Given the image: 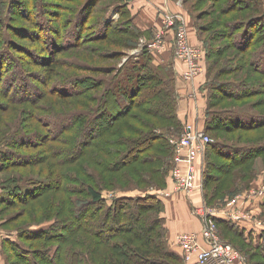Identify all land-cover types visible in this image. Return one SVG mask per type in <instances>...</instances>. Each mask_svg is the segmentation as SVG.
<instances>
[{
	"label": "rangeland",
	"instance_id": "obj_1",
	"mask_svg": "<svg viewBox=\"0 0 264 264\" xmlns=\"http://www.w3.org/2000/svg\"><path fill=\"white\" fill-rule=\"evenodd\" d=\"M18 1L23 2L33 10L40 11L42 15H34L32 12L29 13L28 11L25 14L28 15V18H26L23 17L25 15H22L19 10L18 14H10L18 18L14 19L15 17H11L7 20L11 26L17 24L19 27L14 29L10 26L11 28H7L8 36L6 34V37H8V40L11 42L8 43L11 49L10 53L18 58V62L22 64L25 73L27 72L28 75L24 76L20 74L19 76L13 65H10L9 68L3 67L4 69L1 71L2 75L0 74V76H2V79L0 81V87L4 89L6 93H2L3 95L0 93V149L7 150V145H9L10 148L14 149L20 156H23L20 159L26 162V164L0 168V196L2 195L1 197L11 200L16 199L14 197L12 198L9 193L10 190L3 189L2 187L19 180V184L29 183L31 185H37L33 183L32 178L35 180L40 177L41 180L50 182L59 180V183H57V188H49L46 192L25 202H14V204L9 205L0 203V237L6 236L16 240L18 239L17 232L19 230H21V233L35 232L49 225L54 220L65 217L67 215L66 209H68V206L67 204L66 207L62 206L64 200L69 197L80 199L86 198L87 196L89 197L85 188L91 185L95 190L101 191L103 201L107 204L111 203L113 198L117 197L118 199H123L121 197H132V201L130 200V202L122 200V202L128 204L136 201L142 206L148 203L153 204L154 207L151 209H141L142 217L146 221L153 217L156 218V224L150 222L153 225V231L150 232L151 236L154 237L156 231L161 228V234L164 238L160 240L161 243L165 245L167 251L171 252L176 257L174 259H169L160 252L156 254L150 251L152 257L156 256V258L152 260L153 264H188L185 262L182 251L175 241L177 234L182 233L178 232L179 230L176 228H181V226L184 225L183 219L176 212H171V208L168 204L164 203L166 201V196L175 192V186L171 179V171L174 169V165H172L173 160L171 159L170 165H168L169 160L166 158L160 159V157L156 159L154 163L149 161L144 164L141 160H134V153L136 152H134V149L129 151L127 146L130 145L129 141H134L135 138L145 133L146 130L142 132L141 129H144V125L142 124L146 120H151L154 123L150 130H154L160 135H165L167 139L179 138L183 131V126L186 123H191V121L188 120L183 121L179 116L180 112H178V110H181V112L184 111L182 105L186 103L185 94H181L180 84L190 85L196 80V77H191L189 79L184 78L182 74L184 67L183 63L173 55V49L170 51V56L172 57L169 58L168 52L163 54L166 63L162 62L164 58L161 52L165 49L162 43L158 49H148V52L151 53V69L153 68L155 71L161 73V75L163 74V76L167 73L169 74L165 77L166 84L164 87L167 93L169 92V96L173 94V101L171 100V103L168 102V104H165L167 100H170L169 97L164 96L165 93L160 92L158 95H154L150 93V90L146 89V86L136 93L135 100L137 101L135 108H130L112 124V130H115L118 134L115 136L110 134L102 136L103 139L114 137L116 142L114 141L115 143L112 144V147H116L115 149H119L122 152H127V156L124 158L119 157L118 159L121 160L123 164L120 167H116V165L108 168L104 167V165L99 163V160L102 163L106 162L111 165L118 158L119 152H113V149H111V151H108V149L105 150V147H102V149L94 148L95 146L93 147L91 144L89 149V145H87L88 147L86 146L85 150L82 148L80 152L72 153L69 160H63L66 158L63 153L51 155L52 153L49 152L45 143H63L62 147H67L64 149L70 148V144L66 141L60 142L56 139V142L51 140L44 141L45 139L43 140V138H40V134L37 133L48 135L46 126L47 119L46 116L42 115L46 112L49 113L53 111L65 113L83 111L82 113L88 114V111H92L89 109H95L99 102L90 101V98L97 97L99 99L102 93L107 91L109 84H113L114 82L119 83L123 80L124 83H128L129 87H134L133 65L134 61L144 58L142 54H139L143 50L142 46L139 45L142 41H145V39L138 38L137 43L131 46V42L123 43L126 40L121 39L118 41L119 36L116 35H114V37L107 36L104 38H96V28L94 24L102 18L106 10L108 13H106V17L115 19L117 13L111 11L112 6L110 4L118 0H95L90 7L89 13L86 11V16L83 19V33L79 39V42H81L77 45L71 44L63 47L65 42L73 40L70 39L72 23L71 21H67V17H69L67 15L70 11L73 12L75 7L81 6L86 0H42L40 7L35 4V9L33 8V2L30 0H28V3L31 7L27 4V0ZM174 1L175 5H178V7L183 10V12L175 11L174 13L178 14L181 18L182 22L180 25L185 29L186 41L197 46L196 48L200 50L198 64L201 71L199 75L204 77L203 83L207 86L206 81L210 80L219 83L247 82L249 84H254V86L251 87L252 90L249 91L248 94L237 99L210 96L208 95L209 88L206 87L202 95V101L204 100L207 105H209V103L212 104L214 110H223L230 107L253 114L260 112L264 113V73L258 70L253 71L254 69L252 70L250 64L247 65V63L242 61V51L240 52V49L234 45L236 34L232 35L229 33L230 30L224 33V26L222 24L224 20L233 18L244 19L254 12L258 14L261 13L262 7H264V0H255L257 11L252 9V4H249L250 2H246L249 0H230L233 3V8L228 11L220 10L222 8L221 3L224 0H219L220 5L216 4L213 0ZM50 3L56 4L52 8V12H43V7L45 5L47 7ZM26 5L22 6L28 9ZM0 6L1 15L3 3H1ZM44 19L47 23L59 30L58 32L54 28L51 33V37L54 43H56L54 48L49 46L52 48V51H47L48 45L46 46V43L43 41L46 31H44L41 24L40 26L38 25V23L42 22ZM218 19L221 21L217 22ZM188 23H193L191 26L194 29L195 36L192 37V39L189 35L190 27ZM4 31L5 30H0V35H3ZM257 33L258 32H256L254 36H256ZM156 34L157 32L155 36ZM120 35L130 37L126 32L124 34L120 33ZM174 37L175 35L173 34L171 40L172 44H174ZM36 38H40L42 41L40 39L39 41L34 40ZM130 38L134 39L133 37ZM153 39L146 41H151ZM12 42L14 44H12ZM255 42L256 40L254 39L253 44H255ZM257 44L259 43L256 42L254 45L255 48L258 46ZM212 48L217 49L216 53L211 52L209 56H207V52H210ZM0 53L5 57L3 58V63H6V66H8L10 64L8 62L9 59L3 55L5 51H1ZM173 58L179 61L183 66L179 72L175 71ZM43 63L48 65L41 67L40 64ZM167 63L169 65L168 67ZM112 65L116 67L120 66L117 72V78H112L114 73L107 70V68ZM50 66L54 68V70L53 74L50 75L52 76L51 80L48 81V74L51 73V70L46 67ZM21 76L24 77L22 78ZM74 78L79 79L78 82H73L75 83L74 87L71 85V82L62 83L65 80ZM170 78H172L171 82H169ZM25 79H28L27 81L29 82L30 88L29 86L25 88L21 87V83ZM46 81H48V84H54L45 88ZM146 83L148 85V82ZM154 83L156 82L149 81V85H153ZM30 89H35L36 92ZM189 90L191 89L189 88ZM216 91L217 90H212V95H215ZM6 94L8 96L28 100L35 96L36 102L30 103L28 100L19 102L8 101L5 99ZM189 97L191 98L192 95H189ZM194 101L196 104L198 103V100ZM154 103H164L166 105V113H168V115L171 113L173 117L165 116V113L153 114L151 109ZM206 116L207 113L205 112L202 117L199 115V118L204 120ZM88 120L90 121V119ZM177 120L180 121L178 128ZM90 123L92 127L94 122ZM56 124L64 126L67 125V122L58 121ZM36 126L39 128L37 131ZM86 131L89 133L88 129ZM207 131L206 134L214 141H216L215 139H223L238 144H254L261 140L260 138L263 136V130L260 128H255L246 132L240 130L226 132L221 129L217 131L207 129ZM146 133H149V131ZM65 134L69 135L70 131ZM120 134H122L121 137ZM83 138L85 137L83 136ZM96 138H94V140ZM81 139L82 137H79L76 143L81 142ZM16 140H30L31 143H35V146L27 148L12 147V143ZM168 143L172 148L173 155L172 144L168 141L166 142L167 146H169ZM207 147L208 145H206L205 149H207ZM162 148H165V146H162ZM64 149L62 148V151ZM157 149H159V147L154 145L152 149L146 151V154H148V152H156ZM93 151L96 157L102 159H94V157H92V154L94 156ZM206 151L207 150L200 156L201 160L200 158L198 159L200 165L197 176H199L200 180L203 175L202 167H204L206 163ZM163 152L167 153V150L165 149ZM144 154L145 152H143L142 155ZM208 157L209 161L216 165H220L223 161H226V158L214 152H209ZM60 160L63 161L61 162ZM160 170L162 171L160 172ZM240 172L243 175L241 179L237 177L241 175ZM248 172L253 173L252 178L248 177ZM219 173L221 172H214V174ZM230 174L232 178L230 182L227 183V188H217V181H214L209 183L210 185H208L204 191L202 184L200 193L201 203L218 210L226 208L224 211L225 213H230L235 209H239L251 218V220L241 219L240 221L252 222L253 224L254 222L252 220L263 221L264 212H262V210L264 211V208L261 206L258 207V204L254 203V200L264 195V155L254 158L248 170L246 166L231 167ZM38 190L39 188H37L36 191ZM148 195L159 196L162 203L154 204L153 201L144 198ZM184 196L188 197L189 201L192 203L189 209L190 214L197 219L201 226V220L191 213V209L195 203L190 200V196H186L185 194ZM231 202L232 204H230ZM260 212H262V214ZM216 231L221 240L232 245L234 249L244 256L246 264H260L258 261L261 258L258 255H253L251 251L248 250V246L244 245L240 239L232 236L217 223ZM62 233L63 235H67L65 230ZM115 233H117V231H115ZM114 235L116 236L114 239L119 241L122 239L121 237H127L128 232ZM65 237L67 238L63 242V248L66 247L68 249L71 247L72 254L76 257L73 262L72 255L71 264H113L109 257V254L113 252L110 245L102 243L92 236L89 231L78 230ZM199 241L203 244L201 239ZM25 242L26 241L23 243ZM124 243L127 244L128 242ZM26 245L30 247H43L46 244L42 242V240H31L28 241ZM175 247L179 249H175ZM131 248L146 250L148 249V245L144 243V239L134 236V239L131 241ZM114 257H117V255H114ZM0 264H6L1 250Z\"/></svg>",
	"mask_w": 264,
	"mask_h": 264
},
{
	"label": "trees",
	"instance_id": "obj_2",
	"mask_svg": "<svg viewBox=\"0 0 264 264\" xmlns=\"http://www.w3.org/2000/svg\"><path fill=\"white\" fill-rule=\"evenodd\" d=\"M33 2V8L35 7V4L41 6L42 0H30ZM216 4L220 5L219 0H213ZM29 1L27 0V4ZM95 2V0H86L81 6L75 7V9L70 11L67 16V21H71L72 23V33H70V39H73L70 42H65V45H77L79 44L80 36L83 33V27L84 22L83 19L86 16V11H90V7ZM249 4H252V9L254 11H257V6L255 3V0H249L246 1ZM3 3V9L1 10L0 15V30H5L3 32V35H0V52L5 51L4 56H6L9 59V65L6 66V63H3V57L2 53H0V74L2 75L1 71L5 68H9L10 65H13L15 67L16 73L20 76V74L27 76V72L25 73V70L22 67V64L18 62V58H16L15 55L10 53V47L8 43H11L10 40H8V37H6V34L8 36L7 28L11 25L8 23V19L11 17H15L14 19L18 18L13 14H18L19 10L22 13V15H25L28 11L29 13L32 12L34 15L41 16V12L33 10L29 8L26 4L23 2H20L18 0H0V4ZM22 5H26L28 9L23 7ZM55 3H50L49 5H46L43 7V12H52V8L55 6ZM112 6L111 11H115L117 13V17L115 19H109L106 17L107 10L103 13L102 18L98 20L94 26L96 28V38H104L107 36L114 35L119 36V40H126L123 43L131 42V46L135 45L138 41V38H141V36L144 35V31L140 30L134 23V15L130 12L126 0H118L115 3L110 4ZM233 3L230 0H224L221 3V9L223 11H228L232 7ZM30 6V5H29ZM254 6V7H253ZM1 7V6H0ZM31 7V6H30ZM35 9V8H34ZM40 9V8H39ZM31 10V11H30ZM13 13L12 15H10ZM107 13V14H106ZM88 15V14H87ZM23 17L28 18V15H25ZM74 18V19H73ZM30 19V17H29ZM221 21L218 19L217 22ZM2 24V26H1ZM43 27L45 32L44 42L46 43V46L48 45L47 51H52V48L56 45L54 43L53 38L51 37V33L53 32L54 28L56 31L59 32V30L54 27L53 25H50L46 22L44 19L42 22H39L38 25ZM222 24L224 26V33H231L236 34L235 39V46L240 49L241 52V59L243 62L250 64L252 66L253 71H262L264 73V7H262L261 13L254 12L253 14H250L249 16L245 17L244 19H230V20H224L222 21ZM12 28H19L16 25L11 26ZM10 27V28H11ZM202 29V27H201ZM128 33L130 37H133L134 39H131L130 37H127L125 35H120V33ZM204 32V31H203ZM257 33L256 36L255 33ZM228 33V34H229ZM127 35V34H126ZM35 36V35H34ZM146 36V35H145ZM257 37V38H256ZM40 38H36L34 40L39 41ZM109 39V38H107ZM254 39L256 40L258 46L255 48V44H253ZM41 40V39H40ZM117 40V39H115ZM148 40V39H147ZM42 41V40H41ZM12 44H14L12 42ZM207 45V43H206ZM51 46V47H49ZM217 49L212 48L211 51L207 52V56L211 52L216 53ZM144 56L143 59L134 61V87H129L128 83H124L123 80L119 83H113L109 84L107 91L103 92L101 97L98 99L97 97L90 98V101H99L97 104V107L95 109L90 108L87 113L76 112L72 111L71 113H65V112H46L42 116H46L47 119V131L48 135L44 133H37L40 134V138H43L44 141L51 140L53 142H56V140H59L60 142L66 141L70 144V148L64 149L67 147H62L63 143H55V144H48L45 143V146H47L48 150L51 155L57 154V153H63L65 154L66 158L63 160H69L72 153L74 152H80L82 148H86L87 145H89L88 149L92 145L94 148L102 149V147H105V150L108 149V151H111L113 149V152H119L118 158L111 164L106 162H101L99 160V163L104 165V167H111L115 166L120 167L123 163L121 160H118L120 158H124L127 156L126 151H121L119 149H115L116 147H112V144L116 142V139L114 137H108V139H103L102 136L110 134V135H116L118 134L115 130H112V124L116 119H118L121 115L125 114L130 108H135L136 101L135 96L136 93L146 86L148 90H150V93L154 95H158L160 92L165 93L164 96L169 97L170 100H167L165 104H168V102L171 103V100L173 101V94L170 96L167 93V90H165V84H166V76L169 74L167 73L165 76L158 71H155L152 67L151 60V53L148 52V49L145 47L143 48L142 52L139 53ZM40 63V62H38ZM168 64V63H167ZM48 65L46 63L40 64V66ZM113 66V67H112ZM107 66V70L112 71L114 73L112 75V78H117V72L120 69L119 67H116L115 65ZM49 70H51V73L48 74L49 80H51L53 74L54 68L46 67ZM24 76H21L22 78ZM2 76H0V81ZM26 80V79H25ZM23 80L21 83V87L25 88L29 86V82L26 80ZM78 78L65 80L62 83L71 82L72 86L74 87L73 82H78ZM261 80V79H260ZM46 81L45 88L49 85H53L54 83H49ZM149 81H154L153 85H149ZM172 81V78L169 79V82ZM100 82V81H99ZM148 82V85L147 83ZM97 84V83H96ZM207 87L209 88L208 95L218 98H241L245 96V94H248L249 91H251V87L254 86V84L249 83H219V82H213L210 80L206 81ZM31 91H35V89H30ZM48 90V89H47ZM212 90H217L215 95H212ZM0 93H6L4 92V89L0 87ZM35 94V93H34ZM57 95V94H56ZM6 100L8 101H27L28 99L14 97V96H8L7 94ZM35 97V96H34ZM31 97L29 98L28 102L33 103L36 98ZM175 98V97H174ZM36 102V101H35ZM109 103V104H107ZM173 103V102H172ZM154 103L152 106V113L153 114H164L165 116H172L171 113L168 115L166 113V105ZM156 106V107H155ZM213 105L209 103V105L206 104L205 112L207 113V116L205 117L204 127L203 129L207 131V129L210 130H218L221 129L226 132L234 131V130H240L243 132H246L248 130L253 129H262L263 130V136L260 138L261 140L257 141L254 144L251 143H233L229 142L227 140H218L216 141L212 140L211 143L207 147L206 151V163L205 166L202 167L203 169V175H202V184H203V190L207 188L209 183H212L214 181H217L216 184L218 185L217 188L220 187H228L227 183L230 182L232 176L230 174V168L233 166H246L247 170L250 168L251 162L256 158L257 156L264 155V113H250V112H244L243 110H237L235 108H226L223 110H214ZM38 109V108H37ZM93 112V113H92ZM92 113V114H90ZM35 116V115H34ZM90 119V121L88 120ZM180 120V119H179ZM179 120H177V128L179 127ZM58 121H66L67 125L61 126L56 123ZM90 122H94L93 126ZM153 122L151 120H146L142 125H144V129H141L142 132L145 131V133H142L140 137H137L134 139V141H129L130 145L127 146L128 150L134 149V160H141L144 164L151 161L154 163V161L158 158H166L168 161V165H170V160L172 159V148L169 144L167 146L166 142H168V139L165 135H160L158 132L154 130H150V128L153 126ZM37 127V126H36ZM89 133H87V130ZM39 130V128H36V131ZM70 131V134H65L66 132ZM149 131V133H146ZM74 132V133H72ZM139 133V132H138ZM96 135V136H95ZM145 135V136H144ZM68 136V137H65ZM83 136L85 138H83ZM122 134H120V137ZM79 137H82L81 142L76 143L77 139ZM97 137V138H96ZM102 137V138H101ZM119 137V139H120ZM94 138H96L94 140ZM115 141V142H114ZM166 141V142H165ZM61 144V145H60ZM91 144V145H90ZM156 145L159 147L156 152H152L146 154V151L153 148V146ZM7 150H1L0 149V168L8 167V166H17V165H24L26 162L22 161L20 158L23 156H20L14 149L10 148L9 145H7ZM35 146V143H31L30 140H16L12 143V147L16 148H27ZM162 146H165V148H162ZM62 148L64 149L62 151ZM80 148V150H79ZM167 150L166 152H163L164 150ZM138 150V151H137ZM92 152V151H91ZM143 152H145L144 155ZM209 152H214L219 155H222V157L226 158V161H223L220 165H216L215 163L209 161ZM94 156L92 154V157L94 159H102L100 157L95 156V152L93 151ZM228 159V160H227ZM63 160H60L61 162ZM201 160V158H200ZM200 161H198L197 168L199 169ZM113 168V167H112ZM111 168V169H112ZM201 170V169H200ZM162 170H160L161 172ZM220 171L219 174H214V172ZM199 173V170H198ZM241 174V172H240ZM248 177L252 178L253 173L248 172ZM242 174L237 176L238 178H242ZM33 183L37 185H31V184H19V181H15L11 184H7L6 186L2 187L3 189L10 190L9 193L12 196V198L16 199H6L4 197L0 196V203H5L6 205L19 203V202H25L27 200H30L34 198L37 195H40L49 188H57V183H59V180H54V182L41 180L40 177L34 180ZM27 183V182H26ZM37 188H39L38 191ZM86 192L89 195L86 198L80 199L75 197H69L64 200L62 203L63 207H66V216L62 218H58L57 220H54L49 225L39 229L35 232H29V233H21V230L17 232L18 239L14 240L11 239V237L2 236L0 237V250L2 252L4 261L6 264H71V258L73 255V262L76 257H74V254H72L71 247L70 248H63V242L66 240L72 232H77L78 230H87L90 232L92 236L97 238L99 241H101L104 244H109L113 252L109 254V257L113 264H153V258L150 255V251L152 253L158 254L159 252L163 254L164 256L168 257L169 259L176 258L174 254L167 251L165 249V245L161 243L160 240L164 239L162 237V230L161 228L158 229L155 233V236H151L150 232L153 231V225L152 223L156 224V218L153 217L149 219L148 221L144 220L142 217L141 209H151L154 207L153 204L148 203L147 205L142 206L138 201L132 202L131 204L124 203L122 200H125L126 202H130L132 197H121L123 199L113 198L111 203L107 204L103 201L101 191L95 190L93 186L88 185L86 188ZM143 198V197H141ZM144 198L149 199L150 201H153L154 204H160L162 203V200H160V197L157 195H148ZM135 199V198H134ZM132 201V200H131ZM140 201V200H139ZM209 202V201H208ZM254 203L258 204V207L264 208V195L259 197L258 199L254 200ZM158 206V205H157ZM262 212H264L262 210ZM262 212H260L262 214ZM152 222V223H150ZM217 224H219L221 227H223L227 232H229L232 236L238 238L241 240V242L248 246V250L251 251L253 255H258L261 259H259L260 264H264V227H259L254 225L252 222H246V221H240V220H232L223 216H219L216 218ZM242 222H246L250 224L251 226L244 230L239 227V224ZM40 224V222H39ZM164 228V227H163ZM67 232V235H63V231ZM115 231L117 233H123L128 232V236L121 237L119 241H116L114 238L116 236L114 234ZM130 232V233H129ZM150 234V235H149ZM134 236L138 238L144 239V243L148 245V249L146 250H140L137 248L132 249L131 248V241L134 239ZM152 237V238H151ZM31 240H42L46 245L43 247H30L29 245H26L28 241ZM26 241L25 243H23ZM47 242V243H46ZM124 242H128L127 244ZM181 249V248H180ZM182 251V250H181ZM114 255H117V257H114ZM120 255V256H119Z\"/></svg>",
	"mask_w": 264,
	"mask_h": 264
},
{
	"label": "built area",
	"instance_id": "obj_3",
	"mask_svg": "<svg viewBox=\"0 0 264 264\" xmlns=\"http://www.w3.org/2000/svg\"><path fill=\"white\" fill-rule=\"evenodd\" d=\"M181 18L172 12L164 13L162 28L151 41H142L139 46L147 49L159 48L163 44V35L166 30L174 29V56L183 63L184 78L197 77L201 71L198 64L200 50L197 46L186 41V32L181 26ZM140 41V42H141ZM173 147L171 179L175 190L181 191L186 196L200 194L202 180L197 176L198 159L206 150L212 139L203 128L195 127L192 123L183 126L181 136L177 139H168ZM233 202V201H232ZM232 202L230 204H232ZM229 204V205H230ZM238 208V207H237ZM226 209V208H225ZM225 209H216L201 203L194 204L191 213L197 216L201 222L199 232L186 231L177 234L175 240L182 250L184 260L188 264H246L244 256L234 249L232 245L221 240L216 231V218L223 216L232 220H251L247 214L239 209L225 213ZM259 227H264L263 221H254ZM203 241V244L199 240Z\"/></svg>",
	"mask_w": 264,
	"mask_h": 264
},
{
	"label": "crops",
	"instance_id": "obj_4",
	"mask_svg": "<svg viewBox=\"0 0 264 264\" xmlns=\"http://www.w3.org/2000/svg\"><path fill=\"white\" fill-rule=\"evenodd\" d=\"M127 6L130 10V12L134 15V23L135 25L142 31H144V35L141 36V38L145 40L153 39L155 36V33L158 32L163 26H162V18L164 16V13L166 12H183L178 5H175L174 0H126ZM187 19V18H186ZM189 25V35L192 39V37L195 36L194 29L191 25L193 23H188ZM174 34V29H168L165 31L163 35V48L164 50L161 52L162 57L164 58L162 62H165V56L163 54H166L168 52L169 58L170 51L173 49L172 44V35ZM146 35V36H145ZM196 43V42H193ZM173 52V50H172ZM174 55V53H173ZM174 68L176 72H179L181 70V63L177 61L175 58H173ZM166 63V62H165ZM169 65L167 64V67ZM204 77L201 75H197L196 80L193 81L190 85L188 84H180V90L181 94H185V100L186 103L182 105V109L184 111L181 112V110H178L180 112V119L191 121V123L198 127L203 128L205 119L202 120V118H199V115L202 117L205 113L206 104L204 100L202 101L203 93L205 88L207 87L204 83ZM189 88L191 90H189ZM189 95L192 97L190 98ZM194 100H198V103ZM174 193H172L169 196H166L165 204H168V206L171 208V212H176L184 222V225L181 226V228H176L179 230L178 232H186V231H200V224L197 221V219L194 218L190 214V207L191 202L189 201L188 197H185L181 191L175 190ZM181 193V194H180ZM201 194H193L192 197H190V200L194 203H197L201 200ZM193 199V200H192ZM251 225L242 222L239 224V227L247 230ZM174 232V230H173ZM176 241V240H175ZM180 248V247H179ZM178 247H175V249H179Z\"/></svg>",
	"mask_w": 264,
	"mask_h": 264
}]
</instances>
